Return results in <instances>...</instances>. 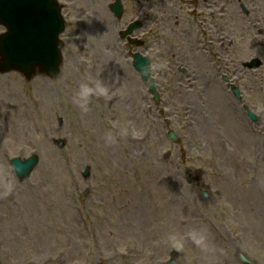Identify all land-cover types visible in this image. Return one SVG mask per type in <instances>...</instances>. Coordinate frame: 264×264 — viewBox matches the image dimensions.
<instances>
[{
    "label": "rangeland",
    "instance_id": "rangeland-1",
    "mask_svg": "<svg viewBox=\"0 0 264 264\" xmlns=\"http://www.w3.org/2000/svg\"><path fill=\"white\" fill-rule=\"evenodd\" d=\"M78 1L77 14L63 11L67 26L59 75L38 72L27 79L16 71L0 73V264H40L48 258L52 264H264L263 113L248 153L235 157L236 175L227 162L234 148L231 129L226 124V132H218L212 111L199 118L191 108L194 99L173 92L188 75L200 78L192 70L194 52L217 89L219 69L235 63L198 47L201 36L190 41L170 31L146 32L147 45L138 50L151 57L161 97L156 104L131 56L113 48L123 42L117 40L118 27L105 25L116 26L112 15L102 13L105 0ZM133 17L135 11L127 8L123 22ZM246 23L256 26L259 20ZM193 34L200 32L190 38ZM108 41L114 45L106 48ZM227 50L251 55L260 47ZM106 51L108 62L102 63ZM253 71L264 78V60ZM89 77L103 81L108 93L93 95L83 113L72 95ZM253 92L255 101L264 97L258 88ZM234 120L246 132L240 119ZM109 126L111 143L102 136ZM171 129L177 142L168 137ZM61 139L63 148L55 144ZM33 153L39 164L20 181L10 159ZM86 165L92 171L88 180L82 175ZM193 228L206 231L209 250L188 237ZM173 235L183 237L182 249L173 247ZM129 249L136 252L129 255Z\"/></svg>",
    "mask_w": 264,
    "mask_h": 264
},
{
    "label": "flooded vegetation",
    "instance_id": "flooded-vegetation-1",
    "mask_svg": "<svg viewBox=\"0 0 264 264\" xmlns=\"http://www.w3.org/2000/svg\"><path fill=\"white\" fill-rule=\"evenodd\" d=\"M65 9L71 8L73 14H77L76 0H59ZM115 0H105L102 6V13L111 12V4ZM124 7L132 8L135 11V18L140 21V30L137 36L144 40L142 46L147 44L146 32L170 31L172 35H178L185 40L197 41L200 36L203 46L209 48L210 53H214L220 60H226L234 65H230L221 72L219 81V92L223 96L221 104H225L234 116L243 123L246 133L250 134L253 126L249 111L260 115L264 111V97L261 101H255L253 90L258 88L263 94L264 78L261 73H254L245 64L250 60L257 59L259 66L264 60V42L256 44L260 37H264V0H122ZM70 5V6H69ZM251 19L259 20L256 26H250ZM113 24L108 21L105 25L109 28H122L119 20H114ZM127 21L123 23L125 25ZM121 24V25H120ZM127 25V24H126ZM125 25V26H126ZM124 26V27H125ZM191 32H200L199 35ZM264 41V40H263ZM260 47V50L250 55L232 54L234 51L227 50L229 47ZM222 68H220L221 70ZM238 88L239 92L234 90ZM221 96V97H222ZM258 102L261 103L259 106ZM222 115L229 118L231 123L236 125L234 116L230 115L222 106ZM218 120V119H217ZM259 120V116H258ZM226 123V119L218 121ZM227 124V123H226ZM236 135H233V138Z\"/></svg>",
    "mask_w": 264,
    "mask_h": 264
},
{
    "label": "water",
    "instance_id": "water-1",
    "mask_svg": "<svg viewBox=\"0 0 264 264\" xmlns=\"http://www.w3.org/2000/svg\"><path fill=\"white\" fill-rule=\"evenodd\" d=\"M0 23L8 28V32L0 36L1 72L15 69L30 78L38 67L49 76L58 74L61 64L58 36L64 23L55 0H0ZM129 32H132V28L125 33ZM134 58L135 67L158 101L155 84L150 76L149 58L139 54H135ZM171 135L176 140L173 132ZM56 143L59 147L65 145L64 140ZM37 162L36 155L24 160H13L21 180L29 176ZM90 168L86 166L83 172L85 178L89 176Z\"/></svg>",
    "mask_w": 264,
    "mask_h": 264
},
{
    "label": "bare ground",
    "instance_id": "bare-ground-1",
    "mask_svg": "<svg viewBox=\"0 0 264 264\" xmlns=\"http://www.w3.org/2000/svg\"><path fill=\"white\" fill-rule=\"evenodd\" d=\"M106 48H109L106 47ZM115 49V47H113ZM103 57L106 60L102 59V63L104 61V63L108 62L107 61V57H108V53L103 52ZM101 54V55H102ZM114 56H116L114 54ZM200 56L197 54V52H194V61L192 62V70L193 73H200V78L195 76V79H193L190 75H188L186 78L189 79L186 82H183L182 84L176 83L175 88L173 90V92L178 95L179 97L182 95H184L183 97H186L187 100L189 99H194V104L191 105V108H194V110H196L197 112V116L199 118H204L205 115H208V111H212V116L216 119H218V121L220 120H224L226 119V123L227 126L231 129L232 134L236 135L234 136V140L232 142H234V148L232 149V152L229 154V158L227 160V162L230 161V163L233 166L232 172L235 173L236 175L238 174V169L240 164L238 163L237 160H235V157H239L242 153H248L249 148H250V135L247 133H242L243 131L239 128V126L236 124H232L229 118H224V116L222 115V104H221V94L219 92V90L216 88V86L213 85V80H211L208 75H205V71H204V63L200 62ZM104 67V66H103ZM120 68L124 69L123 67L119 66ZM190 69V68H189ZM105 70V69H104ZM120 80V84H122V80ZM201 82V83H200ZM200 92L203 94V96L200 94ZM195 95H193V94ZM189 94V96H191V98L187 97L186 95ZM197 97L200 98V101L203 102V104H201V102L199 103V101L197 100ZM206 97V99L204 98ZM203 108V109H202ZM131 110V108H128V111ZM129 114L132 117L131 111H129ZM138 116V114H137ZM226 123H218V127L217 130L218 132L222 127L226 126ZM209 127V126H208ZM113 127L109 126L106 127L107 133L109 131H111V133L113 134L114 131H112ZM205 129H207L205 127ZM224 132H226L224 130ZM103 137H106V134L102 133ZM130 138H134L133 136H131ZM216 145H219L221 149L225 150L226 147L223 146V144L221 142H215ZM244 168H247L246 166H243ZM237 170V171H236ZM34 189H36V187H34ZM128 250H126L125 252H123V254L125 255L126 252ZM130 251L131 252H136L135 250H131L129 249L128 254L130 255ZM54 259L48 258L45 261H43L40 264H52L54 263ZM30 264H34V263H30Z\"/></svg>",
    "mask_w": 264,
    "mask_h": 264
},
{
    "label": "clouds",
    "instance_id": "clouds-1",
    "mask_svg": "<svg viewBox=\"0 0 264 264\" xmlns=\"http://www.w3.org/2000/svg\"><path fill=\"white\" fill-rule=\"evenodd\" d=\"M108 93L107 85L101 81L89 77L87 80L81 82L77 90L72 95V103L76 105L81 112L86 113L89 110L90 99L93 95L102 96ZM127 129H122V133L126 134ZM106 141L111 143L114 142L115 137L109 131L105 137ZM188 237L191 241L198 247L204 249L205 251L209 250L210 245L208 242L206 231L202 228H193L188 232ZM171 242L174 248L180 250L183 248V237H178L173 235Z\"/></svg>",
    "mask_w": 264,
    "mask_h": 264
}]
</instances>
